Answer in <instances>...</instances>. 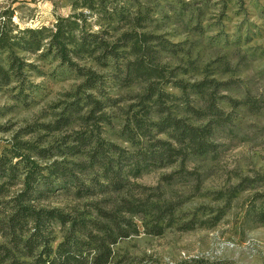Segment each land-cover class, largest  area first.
Returning a JSON list of instances; mask_svg holds the SVG:
<instances>
[{"label": "trees", "instance_id": "obj_1", "mask_svg": "<svg viewBox=\"0 0 264 264\" xmlns=\"http://www.w3.org/2000/svg\"><path fill=\"white\" fill-rule=\"evenodd\" d=\"M199 1L74 0L81 10L23 29L13 25L12 11H0V91L15 83L16 102H35L40 87L27 79L41 72L24 54L57 61L55 74L77 81L72 101L45 125L58 133L29 141L18 132L0 145V264H110L117 243L140 228L160 236L197 222L216 225L181 210L185 198L171 188L172 178H197L189 165L216 158L217 134L241 119L225 106L242 114L257 113L259 104L249 93L237 100L219 94L235 83L215 78L230 71L229 60L204 63L199 41L168 38L178 27L203 35L208 0ZM88 16L100 32H90ZM239 40L237 34L233 43ZM158 169L172 171L156 187L136 183ZM245 183L217 197L227 207ZM59 197L73 204H50ZM243 221L264 225V201L249 202Z\"/></svg>", "mask_w": 264, "mask_h": 264}, {"label": "rangeland", "instance_id": "obj_2", "mask_svg": "<svg viewBox=\"0 0 264 264\" xmlns=\"http://www.w3.org/2000/svg\"><path fill=\"white\" fill-rule=\"evenodd\" d=\"M183 1L190 7L202 5L199 0ZM221 1L208 0L202 22L203 35L190 34L182 27L167 30L172 32L168 38L173 42L199 41L204 63L216 61L219 57L231 62L230 71L215 78L233 81L235 85L221 89L219 94L237 100L249 93L259 104L257 113L242 114L231 105L225 106L226 112L237 114L241 119L231 126L232 129L226 128L217 134L216 158L189 165V169H195L197 178L194 175L183 183L172 178L171 188L185 198L181 210L189 214L198 211L201 214L199 220L213 218L217 223L207 227L208 224L197 222L189 231L172 227L160 236L146 234L140 228L138 235L117 243L110 264H178L193 258L203 259L206 264H264V225L243 221L249 202L264 201V0H229L226 8L222 7ZM73 2L0 0V11H12L11 21L18 29L51 26L58 17L81 10L75 9ZM87 21L90 32H100L95 16H88ZM237 34L240 40L233 43ZM208 42L211 43L209 46L206 45ZM24 57L41 72L31 71L27 79L30 84L40 87L41 92L35 95V102L25 106L13 99L15 83L1 89L0 109L3 114L0 125L8 126V129L0 132V145L18 132L24 140L33 141L39 136L49 139L58 132H48L45 125L52 123L66 103L72 101L68 93L72 92L77 81L71 73L55 74L57 61L38 59L35 54H24ZM66 129L62 131H70ZM171 171L158 169L144 173L136 183L156 187L161 177ZM244 181L247 183L238 187L237 197L225 207L224 196L217 197L218 191L228 192ZM160 185L163 188L164 185ZM50 204L61 207L73 202L59 197ZM202 211L207 214L202 215Z\"/></svg>", "mask_w": 264, "mask_h": 264}]
</instances>
